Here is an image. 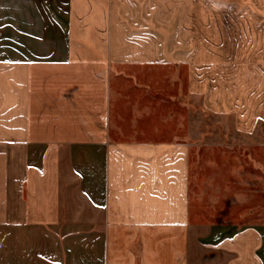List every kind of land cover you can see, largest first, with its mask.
I'll return each mask as SVG.
<instances>
[{"label":"crops","instance_id":"0c3cea01","mask_svg":"<svg viewBox=\"0 0 264 264\" xmlns=\"http://www.w3.org/2000/svg\"><path fill=\"white\" fill-rule=\"evenodd\" d=\"M194 100L255 141L264 0H0V264H264L190 222Z\"/></svg>","mask_w":264,"mask_h":264},{"label":"rangeland","instance_id":"374dc122","mask_svg":"<svg viewBox=\"0 0 264 264\" xmlns=\"http://www.w3.org/2000/svg\"><path fill=\"white\" fill-rule=\"evenodd\" d=\"M179 72V70H178ZM158 73H165L158 71ZM172 89L157 82L158 89L184 90L183 82ZM170 94V93H169ZM180 103V102H179ZM177 107L181 108L177 103ZM178 115L181 113L176 110ZM199 112V127L190 134L189 212L190 222L215 224L222 229L237 230L264 225V128L259 125L255 141L248 142L234 134L228 119L213 117L189 104V114ZM202 120V123H201ZM165 136V135H163ZM178 134L177 139H180ZM166 137V136H165ZM0 227V248L5 233Z\"/></svg>","mask_w":264,"mask_h":264}]
</instances>
